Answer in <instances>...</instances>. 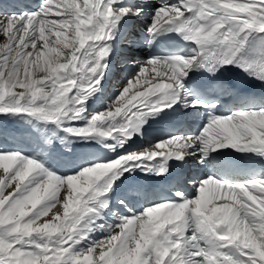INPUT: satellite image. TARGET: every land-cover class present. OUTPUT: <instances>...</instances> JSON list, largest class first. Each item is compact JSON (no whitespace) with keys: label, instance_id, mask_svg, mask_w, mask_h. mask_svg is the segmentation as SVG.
I'll use <instances>...</instances> for the list:
<instances>
[{"label":"snow or ice","instance_id":"obj_1","mask_svg":"<svg viewBox=\"0 0 264 264\" xmlns=\"http://www.w3.org/2000/svg\"><path fill=\"white\" fill-rule=\"evenodd\" d=\"M0 9V116L99 146L64 169L0 146V264H264V93L216 80L236 72L264 84V0ZM133 18L147 22L140 39L125 34ZM125 43L148 58L121 56L123 86L106 96ZM178 108L198 115L195 127L147 136ZM189 156L201 170L183 181L192 191L177 178L147 199L142 181Z\"/></svg>","mask_w":264,"mask_h":264},{"label":"bare ground","instance_id":"obj_2","mask_svg":"<svg viewBox=\"0 0 264 264\" xmlns=\"http://www.w3.org/2000/svg\"><path fill=\"white\" fill-rule=\"evenodd\" d=\"M6 1L8 2V4H11V2L15 0H6ZM140 1L144 3L145 5H147L146 8L148 9H151L157 3V0H140ZM38 3H39V0H34L29 3L24 1V2L16 4L15 9L16 7L32 9ZM146 23L147 22L144 21L143 18H140V19L133 18L129 20L128 23L125 25L124 30L130 29V27L133 30H136V29L139 30V32L136 33L138 36L132 35L130 38L140 39L141 38L140 35L144 33ZM135 47L136 45L132 46L127 43L122 44L121 54H118L117 56L113 57V72L111 76L109 77V79L104 82V86H105L104 94L106 96L110 95L114 91V89L120 88L123 86L122 82L125 80L124 76L128 68V65L123 63V64H120L118 68L117 62L118 60H121L120 59L121 56L126 57L127 61L129 62H133L135 60H143L144 57H146L145 55L146 51L142 47H137L138 52L135 54V56H131L133 55V52L131 51ZM188 111L189 110H186V112ZM0 120H3L4 123L7 124V129H6L5 124L3 126L4 128L1 127L0 129V134H2L0 135L2 136L0 137V141H1L0 146H3L5 148H19V149L25 150L26 152H40L39 151L40 147L50 148V152L46 149V151H48L47 152L48 154H46L45 156L46 158L49 159L50 165L53 166L54 168L64 169L66 167H69L71 163L78 161V158L81 153L85 151H95L96 148L99 147V146H88L80 142H73L71 144L65 145L61 143L59 140H55V139L49 140L48 138L51 136V133H49V136L42 137L41 132L40 133L38 132V134L34 132V129L36 127L34 125L30 127V129L32 128V130L30 131L29 129L26 130L27 134L31 135V136H28L24 133L23 130H20L19 128L16 129V126L12 124V119L5 118L2 116V119ZM167 120H168V116H165L162 119H157L155 121L150 122L149 125H147L145 129L147 136H158L161 133H163L165 130V124ZM20 122H23V121H20ZM23 123H26V122H23ZM9 127H13L14 129L12 130ZM40 129L44 130L43 128H40ZM132 143L140 144V145H147L148 139L146 138L144 140H141L139 138H136ZM165 194L166 192L163 191L162 193L157 194L155 196L165 195ZM139 202L142 203L143 201H139Z\"/></svg>","mask_w":264,"mask_h":264},{"label":"rangeland","instance_id":"obj_3","mask_svg":"<svg viewBox=\"0 0 264 264\" xmlns=\"http://www.w3.org/2000/svg\"><path fill=\"white\" fill-rule=\"evenodd\" d=\"M144 21H145V20H144ZM3 40H4V38L1 36V37H0V43H2ZM136 47H138V46H136ZM145 55H146V54H145ZM143 57H144V56H143ZM120 61H121V60H120ZM120 64H123V63H120ZM120 64L118 63V67H119ZM121 74H122V73H121ZM124 77H125V76H124ZM120 86H122V85H120ZM0 119H2V116H0ZM4 124H5L4 121H3V120H0V129H1V127L4 126ZM12 124L16 126V129L19 128L20 130H23L24 133H25L26 135H28L27 132H26V130H28V129H29V131L32 130V128L30 129V127H31L32 125L27 124V123H23V122H20V121H17V120H15V119H12ZM5 125H6V129H7V124H5ZM3 128H4V127H3ZM9 128H11L12 130L14 129L13 127H9ZM34 132L37 133V134H38V132H39V133L41 132V133H42V137L49 136V133H50V132H46L45 130H41V129L38 128V127H35ZM5 133H6V132H5ZM37 134H35V135H37ZM0 135H2V134H0ZM3 136H4V135H3ZM28 136H31V135H28ZM0 137H2V136H0ZM0 142H1V141H0ZM46 149L50 152V148H42V147L39 148V151H40V152H43V153L46 155V154H48V153H47L48 151H46Z\"/></svg>","mask_w":264,"mask_h":264}]
</instances>
